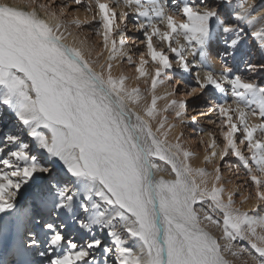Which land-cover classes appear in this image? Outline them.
Listing matches in <instances>:
<instances>
[{
  "label": "snow or ice",
  "instance_id": "snow-or-ice-1",
  "mask_svg": "<svg viewBox=\"0 0 264 264\" xmlns=\"http://www.w3.org/2000/svg\"><path fill=\"white\" fill-rule=\"evenodd\" d=\"M54 3H0V112L16 121L0 125V214L18 229L48 217L36 221L40 239L29 232L12 249L13 264H235L245 243L255 255L242 264H264V85L238 70L264 71L246 50L251 41L264 54V0H71L91 19L70 21L69 0L59 13ZM209 92L214 102L189 115L187 98ZM172 113L219 129L198 128L212 171L192 166L184 129L169 138ZM227 157L243 185L225 187L216 160ZM37 177L33 203L18 208Z\"/></svg>",
  "mask_w": 264,
  "mask_h": 264
},
{
  "label": "bare ground",
  "instance_id": "bare-ground-1",
  "mask_svg": "<svg viewBox=\"0 0 264 264\" xmlns=\"http://www.w3.org/2000/svg\"><path fill=\"white\" fill-rule=\"evenodd\" d=\"M3 2H7V3H9V4H12V3H16L17 2V0H0V3H3ZM256 3L259 5L260 4V0H256ZM84 16H85V14H84ZM87 17L89 18V19H91V15L90 14H88L87 15ZM79 19H81V20H83L84 18H83V14H79ZM130 19V21H131V18H129ZM129 27H130V29H131V23L129 24ZM257 27H259V25H257ZM87 28L88 29H91L90 27H88L87 26ZM69 31H71L72 32V34H73V37H77L78 39H80V37L77 35V33H76V28L74 27V26H69ZM89 32V31H88ZM130 35L132 34V32H131V30H130V33H129ZM136 35H138L139 36V33H137ZM73 37H70L69 38V40L67 41L68 43H71L72 42V39H73ZM100 43H101V41H100ZM253 44V43H252ZM252 44H249V42H247V45H246V50H250V55H253V51H252V49H253V45ZM100 45V44H99ZM98 45V46H99ZM255 45V44H254ZM256 47V46H255ZM257 50V52H258V56L261 58V59H263L264 60V54H262L259 50H258V48L256 49ZM107 55V53H105V56ZM93 60H95L96 59V56H95V52H93V54H92V57H91ZM257 58V57H256ZM101 62H104V60H103V58H101ZM119 63H120V61H117V62H115V64L117 65L116 67H114V74H117L119 71H120V69H119V67H118V65H119ZM123 71L125 72V74L126 75H128L129 77H131V79L128 81V84L130 85V86H135L136 85V80H135V70H134V68H131V67H128V66H125V68L123 69ZM242 71H243V67H242V70H241V73H242ZM259 73H262V72H259ZM252 76V75H251ZM140 86H141V89L143 90L144 89V85H143V83H142V81L140 82ZM166 88H167V85H161L158 89H157V92H158V94H163L164 92H165V90H166ZM212 96V95H211ZM189 98V97H188ZM150 99V98H149ZM214 101V100H213ZM164 103H165V101H163V100H161V101H158V106L159 107H163V105H164ZM189 107V106H188ZM189 111H191L190 110V107H189ZM190 113V112H189ZM165 115H169L168 113H165ZM1 119H3L2 120V122L0 123V125H2L3 127H6V126H10L9 128L11 129V128H13L14 127V125H15V123H16V121H15V117L13 116V114L11 113V112H9L7 109H3V111L2 112H0V120ZM169 119H170V122H172V123H176L177 124V128L176 129H174V130H172V133L170 134V139H173L174 138V136L175 135H177V134H179V132L182 130V129H184L185 130V126L184 125H180L179 124V122L174 118V113H172L170 116H169ZM190 122V121H189ZM253 122H258V121H256V120H253ZM190 126V128L193 126L192 124H191V122L190 123H188L187 124V126ZM196 127V128H195ZM200 127V125H196V126H194V137L191 139V138H185V137H187V136H185V137H183L182 138V144H183V146L187 149V150H189V151H191V152H194L195 153V155L192 157V159H191V161H190V163L192 164V166L193 167H205V168H207L209 171H212L213 169H212V165H209V164H206L205 162H204V160H203V157H204V155H205V146L204 145H201L200 143H199V141H200V138L201 137H203L204 138V140L205 141H207L209 138L207 137V136H205L203 133H201V132H199V130H198V128ZM188 140V141H187ZM194 146V147H193ZM221 147H222V144H221ZM217 151H219V148L217 149ZM216 162H220L219 160H218V158H217V160H216ZM227 168V167H226ZM224 172H225V175H224V183H225V187L226 188H234L237 184H239L240 183V185H243V181L244 180H241L239 183H238V180H237V177L234 175V174H232V172L229 170V169H225L224 170ZM229 176V177H228ZM41 177H37V179L35 180V181H33V183L29 186V187H27V188H23L22 190H21V192H20V194H19V197H18V200H17V207L18 208H24V207H27V206H29V205H31L32 203H33V201H34V199H35V195H36V189L35 188H37L38 187V183L41 181ZM229 180H231L232 181V183H227V181H229ZM247 188V187H246ZM239 192V195L240 196H244V193H245V188L242 186L241 187V189L238 191ZM27 193H28V196H29V194H32L31 195V197H29L28 199H27V201L26 202H24V204H23V201L25 200V198H26V195H27ZM252 203H254V200H249V202L247 203V204H245V205H243V207L244 208H248V207H250V205L252 204ZM237 206H240L239 205V201H237ZM12 215L13 217H15L14 216V213H7V214H0V234L2 233V230H5V225L4 224H2L1 223V220L3 219V218H5V216H7V215ZM41 217H47V214H45L42 210L40 211V213H39V215H36V216H34V218L32 219V222H34L33 223V228L32 229H30L29 230V227H28V222H26V225L24 226V227H21V228H19V230H20V235H21V237H22V239L24 240V242L26 243L27 242V240L29 239V232H35L36 234H37V238L38 239H40L41 237H40V231H41V229H40V224H38L36 221L37 220H40V218ZM48 218V217H47ZM43 221H41V223H42ZM249 252H251L253 255H255V253H254V251L252 250V251H248L247 253H246V255L244 256V257H241V258H239V259H235V264H242V261L243 260H247L248 259V253ZM7 255H5V257H6ZM14 257H10L9 259H10V263L12 262V259H13ZM5 259V258H4ZM4 259H3V261H4ZM37 259H39L38 257H37ZM230 259H234V258H232V257H230ZM9 264V263H8Z\"/></svg>",
  "mask_w": 264,
  "mask_h": 264
},
{
  "label": "rangeland",
  "instance_id": "rangeland-1",
  "mask_svg": "<svg viewBox=\"0 0 264 264\" xmlns=\"http://www.w3.org/2000/svg\"><path fill=\"white\" fill-rule=\"evenodd\" d=\"M49 2V0H38V3H48ZM63 2V0H55V3L53 4V9L54 10H56L57 11V13H59V8L57 7V5H59V4H61ZM79 14H83V18H85V16H87L88 14H90V13H86L82 8H80V9H78L77 10V6H75L74 4H71V0H69V7H68V9L66 10V12L64 13V15L61 17V19H64V20H67V21H70V20H73V19H75V18H77V17H79ZM84 14H85V16H84ZM91 15V14H90ZM131 23V22H130ZM129 23V24H130ZM129 29H130V27H129ZM131 30V29H130ZM89 31V32H88ZM76 33H77V35L80 37V39H86L87 40V42L88 43H93V42H95L97 45H99L100 44V40L97 38V37H95V35H94V33H93V31H92V29H88L87 28V26H83L82 28H80V29H77L76 28ZM138 32H136L135 33V35L137 34ZM136 36H138V35H136ZM249 42V44H252V42L251 41H248ZM254 47H253V49H252V51H253V55H250V58H251V60H252V62L253 63H264V60L263 59H261L259 56H258V52H257V47H255V45L254 44H252ZM257 57V58H256ZM242 65H239L238 66V70H242ZM259 72H262V73H259ZM259 72H256V73H249V72H246V71H242V74L243 75H245L246 77H249V78H253V79H256L261 85H264V71H259ZM252 75V76H251ZM141 87V86H140ZM212 95V96H211ZM188 99V106L190 107V110L193 108V107H197V106H204L205 105V103H206V101H208V100H215V97H214V95H213V93H211V92H209V93H206L204 96H202V97H189V98H187ZM214 102V101H213ZM190 113H189V115H194V114H196V113H193L192 111H189ZM200 120H201V125L200 126H203L206 130H214V134H216V135H218L219 134V129H215L214 128V126L213 125H209L208 123H207V120L206 119H204V118H201V117H198ZM215 118V117H214ZM2 120L3 119H1L0 120V123L2 122ZM190 123V122H189ZM192 124V123H191ZM193 126L190 128V126L188 125V126H186L185 127V132H186V136L187 137H185V138H193L194 137V129L196 128H194V126H196V125H194V124H192ZM10 126L8 125V126H6V127H4V129L5 130H9L10 128H9ZM194 131V132H193ZM220 140L222 141V137L220 138ZM188 141V140H187ZM194 147V146H193ZM233 161H235V157H227V158H225V161H220L219 163L222 165V172H223V175H225V172H224V170L225 169H228V168H226V162H233ZM231 172H232V174H233V170H230ZM236 177H237V180H238V183L241 181V180H244L245 179V173H244V171H243V169H241L240 170V172H239V174H238V176L237 175H235ZM229 177V176H228ZM41 183V181L38 183V184H40ZM240 184V183H239ZM245 188V193H244V196H248L249 195V192H250V189H248V188H246V187H244ZM35 189H37V188H35ZM31 195L32 194H29V196H28V193H27V195H26V198H25V200L23 201V204H24V202H26L27 201V199L29 198V197H31ZM236 200L237 201H240V199L242 198V196H240L239 195V192H237V195H236ZM251 200V199H250ZM46 214V213H45ZM43 219H47V217H43ZM42 221V220H41ZM28 222V227H29V230L30 229H32L33 228V223L34 222H32V219H30V220H28L27 221ZM244 247H246L247 249H248V251H252V249L250 248V247H248V245L245 243L244 245H243ZM247 251V252H248ZM247 252H245L244 254H243V256L242 257H244L245 255H246V253ZM229 259H230V257H229ZM8 261H10V260H8Z\"/></svg>",
  "mask_w": 264,
  "mask_h": 264
}]
</instances>
